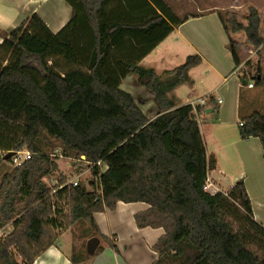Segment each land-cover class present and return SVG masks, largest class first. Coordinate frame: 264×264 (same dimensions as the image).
<instances>
[{
	"label": "trees",
	"instance_id": "trees-1",
	"mask_svg": "<svg viewBox=\"0 0 264 264\" xmlns=\"http://www.w3.org/2000/svg\"><path fill=\"white\" fill-rule=\"evenodd\" d=\"M65 1L70 17L57 32L36 12L0 31V151L32 152L0 182V264H32L61 230L77 221L96 227L93 214L118 202L147 203L134 214L136 226L163 228L153 264H264V226L254 219L243 179L226 194L205 190L209 166L197 114L169 95L201 56L188 55L161 74L140 64L190 16H177L164 0ZM247 11L245 23L233 11L217 12L236 66L240 43L232 34L243 31L255 48L264 43L258 10ZM259 71L253 79L260 85ZM129 73L152 94L154 118L120 86ZM208 105L219 109L210 98L197 113ZM241 119L239 136L259 138L264 159V115ZM43 133L60 142L62 155L91 167L92 187L67 183L58 156L39 145ZM56 172L57 183L48 186L45 178ZM88 255L73 251L70 261Z\"/></svg>",
	"mask_w": 264,
	"mask_h": 264
},
{
	"label": "crops",
	"instance_id": "crops-1",
	"mask_svg": "<svg viewBox=\"0 0 264 264\" xmlns=\"http://www.w3.org/2000/svg\"><path fill=\"white\" fill-rule=\"evenodd\" d=\"M213 8L209 6V12L200 13L197 17L189 14L190 17L174 26L140 60V64L152 67L161 74L181 64L188 55L197 53L201 56V62L190 68L188 81L173 89L169 95L175 105L187 104L202 97L206 98L207 104L210 98L216 102L219 107L217 112L208 105L204 112L197 114L209 166L205 190L211 194H226L239 179H243L254 219L264 226L262 146L257 137L243 139L239 136L241 118L251 113L246 91L255 86L249 87L250 82L240 85L238 75L241 73L228 47L229 36L215 11L219 8ZM32 12L38 13L48 27L57 32L69 20L70 5L65 0H0V31L16 28ZM2 39L0 35V43ZM131 75L135 74L129 73L120 86L134 96L144 113H151L150 117L146 115L148 118H154L159 110L151 98L152 94L146 92L144 86L138 84V78ZM217 99L221 102L218 103ZM148 207L145 202H118L114 210L105 208L93 214L96 227L77 221L61 230L56 244L32 264H153L158 255L152 246L164 230L138 228L134 220L135 213ZM88 231L94 235H88ZM92 236L99 238L101 249L79 263H71L73 251L83 255L87 253L86 242Z\"/></svg>",
	"mask_w": 264,
	"mask_h": 264
},
{
	"label": "rangeland",
	"instance_id": "rangeland-1",
	"mask_svg": "<svg viewBox=\"0 0 264 264\" xmlns=\"http://www.w3.org/2000/svg\"><path fill=\"white\" fill-rule=\"evenodd\" d=\"M174 11V13L179 17L189 16V14H200L209 12V6L214 8L217 12H226L233 11L237 14L239 20L245 23L244 17L247 15L248 7L254 6L261 17V22L259 26V36L264 40V0H164ZM213 8V10H214ZM221 9V10H220ZM232 38H234L237 42L240 43V47L238 48V54L240 59V64L238 67L241 75L247 77L250 83L255 86L253 89L247 90V94L249 95V109L250 112H259L264 115V43L263 45L255 48L251 43L247 42L246 36L243 31L232 34ZM175 63V62H172ZM171 65V64H168ZM260 69V73L263 76V83L257 84L253 79V75H256L257 71ZM133 78H137L136 75H131ZM137 80V79H136ZM138 84H141L138 80ZM142 85V84H141ZM145 88V87H143ZM149 94L150 91L148 89H144ZM244 95V94H243ZM153 102L154 99L151 97ZM156 108L157 105L155 103ZM249 112V113H250ZM248 113V112H247ZM145 114L150 117L151 113L149 111H145ZM43 133L41 139L39 140V145L41 148L51 154L52 156H58V166L60 169V173L64 174L67 178V183L78 181V183H82L87 185L88 188L92 187L90 182L93 180V175L91 174V167L80 165L77 159L73 156H64L61 154V144L58 140L53 139L51 137L45 136ZM14 168L5 160L0 165V182L2 176L5 173L11 172ZM59 173L56 172L53 176L45 178V182L48 186L54 187L57 183V179L59 177ZM9 229V225L5 227ZM3 231H0V235H2ZM20 259V257H17Z\"/></svg>",
	"mask_w": 264,
	"mask_h": 264
},
{
	"label": "built area",
	"instance_id": "built-area-1",
	"mask_svg": "<svg viewBox=\"0 0 264 264\" xmlns=\"http://www.w3.org/2000/svg\"><path fill=\"white\" fill-rule=\"evenodd\" d=\"M249 87L253 86L252 83H249L248 84ZM217 102L220 103L221 102V99H217ZM191 106L193 107V110L196 114L197 113V107H203L207 104V100L206 98L202 97V98H199L197 101H192L190 102ZM239 125H242V122H239ZM9 151H12V155L6 159L8 161V163L13 167H17L19 166L20 164H22L26 159L30 158L32 152L23 148V149H19V150H3V151H0V158L3 159V157L5 156L6 153H8ZM96 166L99 167V173L100 172H103L105 170V166L100 162H96L95 163ZM72 185H77L78 184V181H73L71 182Z\"/></svg>",
	"mask_w": 264,
	"mask_h": 264
},
{
	"label": "water",
	"instance_id": "water-1",
	"mask_svg": "<svg viewBox=\"0 0 264 264\" xmlns=\"http://www.w3.org/2000/svg\"><path fill=\"white\" fill-rule=\"evenodd\" d=\"M211 111V110H208ZM12 151H9L8 153L5 154L3 157L4 160L8 159L12 155ZM99 244V238L97 236H92L90 237L87 242H86V250L88 254H94L97 246Z\"/></svg>",
	"mask_w": 264,
	"mask_h": 264
}]
</instances>
